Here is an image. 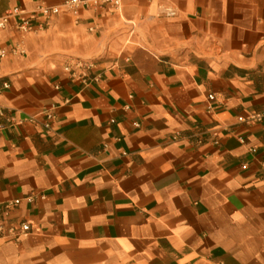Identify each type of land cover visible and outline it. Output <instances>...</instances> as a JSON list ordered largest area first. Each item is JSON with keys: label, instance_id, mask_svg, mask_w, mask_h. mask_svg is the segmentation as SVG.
I'll use <instances>...</instances> for the list:
<instances>
[{"label": "crops", "instance_id": "crops-1", "mask_svg": "<svg viewBox=\"0 0 264 264\" xmlns=\"http://www.w3.org/2000/svg\"><path fill=\"white\" fill-rule=\"evenodd\" d=\"M15 7L36 3L0 0V16ZM40 23L0 29V205L21 200L12 218L33 225L0 240V264H264V0H122ZM77 59L98 82L69 78Z\"/></svg>", "mask_w": 264, "mask_h": 264}, {"label": "built area", "instance_id": "built-area-1", "mask_svg": "<svg viewBox=\"0 0 264 264\" xmlns=\"http://www.w3.org/2000/svg\"><path fill=\"white\" fill-rule=\"evenodd\" d=\"M36 3L34 13L32 15L26 16L24 12L19 8L15 7L7 10L3 15L0 16V29H5L12 24L13 28L21 35L23 38L28 33L35 30V25L33 24V17H38L41 19V23L38 25L39 28H43L48 21H50L54 16L59 14H70L77 17L81 9L88 8L90 5H96L101 7L103 5H108L114 10H120L122 0H62L60 5H48L45 0H32ZM167 16H173L174 11H166ZM89 30H92L90 28ZM11 53H24L21 43L11 48ZM8 51L0 48V60L5 58ZM94 63L92 60H82L77 59L64 66V71L68 73L70 79H78L84 84L92 82H98L100 75L91 73L94 70ZM7 87V85H4ZM212 96L208 99L212 100ZM210 109V107H209ZM0 115L2 111L0 109ZM45 121L42 126L49 130L55 120L54 113L52 110L46 111L44 114ZM261 115L253 116V119H259ZM9 121L15 125H22L25 121L31 124H35L36 118L29 117L26 120H15L10 118ZM43 195H28L25 200L29 204H34L37 200H43ZM21 200L14 199L10 200L4 205H0V240L16 242L20 236L29 234L33 225L31 222L22 220L14 221L12 218V211L20 204Z\"/></svg>", "mask_w": 264, "mask_h": 264}]
</instances>
